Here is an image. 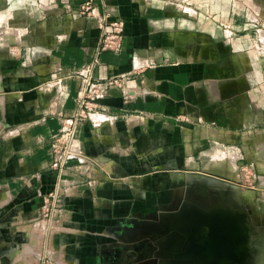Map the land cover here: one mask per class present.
I'll use <instances>...</instances> for the list:
<instances>
[{"label": "crops", "instance_id": "1", "mask_svg": "<svg viewBox=\"0 0 264 264\" xmlns=\"http://www.w3.org/2000/svg\"><path fill=\"white\" fill-rule=\"evenodd\" d=\"M18 1L17 29L1 33L21 40L5 46L0 77V215L37 217L57 190L64 225L104 231L163 190L152 169L178 165L185 150L264 147V67L247 43L263 0H92L90 18L77 12L83 0ZM103 13L122 20V46L90 67ZM86 76L94 108L67 148L55 137ZM67 235L60 245L81 248Z\"/></svg>", "mask_w": 264, "mask_h": 264}, {"label": "rangeland", "instance_id": "2", "mask_svg": "<svg viewBox=\"0 0 264 264\" xmlns=\"http://www.w3.org/2000/svg\"><path fill=\"white\" fill-rule=\"evenodd\" d=\"M4 14L6 8L0 3L3 18ZM4 25L0 21V77L8 64L5 46L10 44L1 35ZM250 28L258 37L247 42L249 49L264 67V24ZM209 144L203 151L185 150L178 165L152 169L162 176L164 189L154 191L131 217L97 226L104 231L79 233L64 225L70 215L49 212L52 205L61 210V201L47 200L44 208L49 209L30 219L0 215V264H54L62 259L69 264H194L180 260L186 232L176 225L177 210L193 205L207 211L228 209L237 227L245 230L224 264H264V147L245 153L235 144ZM202 228L206 237L208 225ZM62 232L68 234L67 242L78 238L74 243L80 241L81 248L60 245Z\"/></svg>", "mask_w": 264, "mask_h": 264}, {"label": "built area", "instance_id": "3", "mask_svg": "<svg viewBox=\"0 0 264 264\" xmlns=\"http://www.w3.org/2000/svg\"><path fill=\"white\" fill-rule=\"evenodd\" d=\"M0 3L6 8V14H4V18L1 20V24H4V29L10 30V34H13V31L17 29L11 23V19L13 18L14 8L18 5H21L18 0H0ZM78 13H85L88 18L92 17V0H83L78 8ZM101 28L99 32V46L93 56V60L90 63V67L94 64L99 62L100 54L102 52H117L120 50L123 41V22L119 18L110 17L108 14L103 13L101 17ZM20 30V29H18ZM16 32V31H15ZM18 33V31H17ZM21 33H19V38L11 36L6 40L8 42H18L21 39ZM89 67V68H90ZM116 80L113 81L115 83ZM85 89L84 93L78 99V107L76 111L62 121V124L59 128V135L55 137V141H60L64 146L68 148L73 144L76 135V125L78 122L83 120L84 118L88 117L92 109L94 108L93 102L90 100V97L95 94L97 91L96 88H93L90 85V78L86 76L84 78ZM109 83H112L110 81ZM92 94V95H91ZM0 121V127H1ZM61 148L56 145L55 151L60 152ZM67 162L65 159H59L58 161L52 162V167H56L58 169H63ZM57 190H52L47 193L46 201L50 200L49 202H56L54 197L56 196ZM54 205H52L49 212L54 211L55 213L58 212L59 209H53ZM49 208L46 206L45 211Z\"/></svg>", "mask_w": 264, "mask_h": 264}, {"label": "bare ground", "instance_id": "4", "mask_svg": "<svg viewBox=\"0 0 264 264\" xmlns=\"http://www.w3.org/2000/svg\"><path fill=\"white\" fill-rule=\"evenodd\" d=\"M196 209H199L200 214L196 215L194 210L191 209H185L182 208V210H179L180 212L177 215V218L181 220L182 224H178V226H188L189 223H184L183 220L185 219H190V223L195 220L194 227L196 228H201L200 232L203 230L201 227L203 224H207L208 227L217 233L222 232L223 235H217L215 237H212L211 239H218L216 243H211V244H217L221 240H227V245L222 243L225 248L222 249H217L216 251L214 250H209V252L205 255L206 260H216L217 264H221L220 262L222 260H231L230 255L228 254V251H232L233 248H235L237 245H239L243 238H244V232L245 230L242 228H238V222L235 218H232V215L230 214V211L228 209H223V212H220L221 210L218 209H211V211H207L205 209H201L200 207L196 206ZM238 217V216H237ZM184 223V224H183ZM198 232V231H197ZM207 239H210L209 237ZM199 242H200V237H198ZM235 241V245L234 242ZM237 240V241H236ZM202 242V241H201ZM229 243V244H228ZM200 244H210L209 242H202ZM195 247H198V244L195 245ZM219 246H216V248ZM180 255V260H192V262L198 263L197 260L186 258L185 252L179 253ZM234 255V254H233ZM190 261L185 262L188 264ZM203 264H208V263H203Z\"/></svg>", "mask_w": 264, "mask_h": 264}, {"label": "flooded vegetation", "instance_id": "5", "mask_svg": "<svg viewBox=\"0 0 264 264\" xmlns=\"http://www.w3.org/2000/svg\"><path fill=\"white\" fill-rule=\"evenodd\" d=\"M196 206L197 205H193L192 207L187 208V209L194 210L195 211L194 213L196 215H199L200 212H199V209H196ZM201 209H203V208H201ZM220 212H223V211L221 210ZM183 221L186 224L189 223V225L188 226H184V225L183 226H179L180 228L181 227L183 228L184 232H186V238L184 239V242L182 244V251L181 252H185L186 258H190V259L196 258L194 260H197V261H200L201 260L202 263L217 264L216 263V260H206L207 259L206 258L207 255H205V254H207L209 252V250L210 251L211 250L216 251L219 248L220 249L225 248L222 243H224L225 245H227V240L226 239L225 240H221L217 244H211V243H216L218 241V239H216V238H214V239H211V238L212 237H215V236H217L219 234L220 235H223L222 232L220 231V233H217L215 231H212L208 227L207 236L206 237H202V234H201L202 231L200 232V229L201 228L200 227L199 228H196V227H194V225H192V224H194L195 220L192 221L191 223H190V219H185ZM181 224H182V222H181ZM179 233H182V232H179ZM198 237H200V242H199V240H197ZM208 237L210 239H207ZM201 241L202 242H209L210 244H207V245L200 244V243H202ZM196 244H198V247H195ZM216 246H219V247L216 248ZM189 247H191V249H189ZM227 261H229V260H227L225 258V260H222L220 263L221 264H224Z\"/></svg>", "mask_w": 264, "mask_h": 264}]
</instances>
